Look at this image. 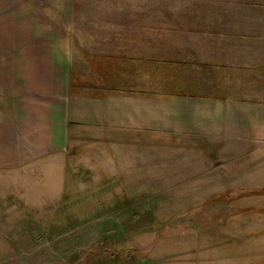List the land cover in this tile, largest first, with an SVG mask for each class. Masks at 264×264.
Segmentation results:
<instances>
[{
  "label": "rangeland",
  "instance_id": "374dc122",
  "mask_svg": "<svg viewBox=\"0 0 264 264\" xmlns=\"http://www.w3.org/2000/svg\"><path fill=\"white\" fill-rule=\"evenodd\" d=\"M262 2L72 0L70 34L96 61L113 56L121 69L109 53L123 54L134 81L157 42L160 64L189 48L207 83L239 85L251 44L264 42ZM16 21L0 14V72ZM206 147L160 152L154 174L149 159L92 167L86 148L61 176L55 161L0 170V264H264V190L251 189L264 186V143Z\"/></svg>",
  "mask_w": 264,
  "mask_h": 264
},
{
  "label": "crops",
  "instance_id": "0c3cea01",
  "mask_svg": "<svg viewBox=\"0 0 264 264\" xmlns=\"http://www.w3.org/2000/svg\"><path fill=\"white\" fill-rule=\"evenodd\" d=\"M0 14L18 16L0 72V170L55 161L61 176L86 153L92 167L124 160L137 169L149 159L154 174L162 152L206 151L208 138L264 143V42L251 44L239 85L207 83V62L189 48L160 64L157 42L130 69L142 73L134 81L123 54L109 53L122 56L120 69L72 42V0H0Z\"/></svg>",
  "mask_w": 264,
  "mask_h": 264
}]
</instances>
